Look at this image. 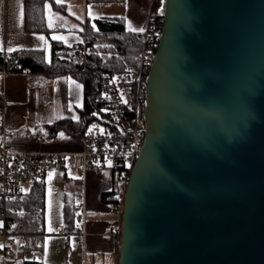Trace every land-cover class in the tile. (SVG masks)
<instances>
[{
  "label": "water",
  "instance_id": "1",
  "mask_svg": "<svg viewBox=\"0 0 264 264\" xmlns=\"http://www.w3.org/2000/svg\"><path fill=\"white\" fill-rule=\"evenodd\" d=\"M145 119L119 264H264V0H165Z\"/></svg>",
  "mask_w": 264,
  "mask_h": 264
},
{
  "label": "crops",
  "instance_id": "2",
  "mask_svg": "<svg viewBox=\"0 0 264 264\" xmlns=\"http://www.w3.org/2000/svg\"><path fill=\"white\" fill-rule=\"evenodd\" d=\"M55 1L66 5L68 14L61 13L62 15L75 19L76 16L73 15L72 10H82V5L87 2V0ZM153 1L97 2L109 7L97 8L99 10L95 11L93 17H90V10L87 8L83 13V30L87 20L122 17L130 31L140 32L134 29L143 28L144 31L140 33H145L149 25ZM49 8L54 10L52 6H47V17ZM21 11H23L22 17ZM75 14L81 15L77 12ZM68 28H66L68 31L71 30V27L68 26ZM59 30L61 28H54L53 32ZM53 32L49 39L43 33H31L26 30L24 0H3L0 3V53L14 52H9L8 48H13L15 51L41 49L46 51L49 58L51 40H58L52 37ZM73 81L81 87L76 88ZM0 94L3 95L4 100L3 111L0 113V138L6 139L10 150L72 153L83 149L82 138H74L63 130L51 134L48 129L60 120L77 121L80 118V109L85 101L84 85L73 76L50 79L46 76L30 77L26 73L0 72ZM60 133H63V137ZM32 186L33 183H24L23 193H29ZM45 187L46 236L58 232V235L65 237L66 250L70 255L66 258V262L68 264H119L117 237L110 234V226L118 222V215L114 207L103 200L105 193H111L117 188L115 174L111 170L102 174L84 173L81 169L72 166L71 158H69L63 170L48 174ZM84 194L88 210V235L85 242L81 236L74 233V230L69 231L65 222L67 200L76 208L81 204ZM49 213L56 218L62 216L59 229H53L51 221L47 219ZM60 232L64 234L61 235ZM68 233L71 235L67 236ZM13 246L17 248L15 243ZM33 257L43 258L37 253L27 255L28 259ZM25 260L16 262L14 258L11 261H2L0 264H23Z\"/></svg>",
  "mask_w": 264,
  "mask_h": 264
},
{
  "label": "trees",
  "instance_id": "3",
  "mask_svg": "<svg viewBox=\"0 0 264 264\" xmlns=\"http://www.w3.org/2000/svg\"><path fill=\"white\" fill-rule=\"evenodd\" d=\"M124 1L87 0V3ZM24 5L26 30L31 33H43L49 39L53 29L48 25L47 6H52L55 11L62 14H68L66 5L55 0H24ZM153 9L158 11L154 21L163 29L164 4H155ZM85 30L88 58L86 65L82 58L76 56V53L82 49L83 43L71 48L61 40H51L50 59L46 51L41 49H19L8 54L0 53V72L15 74L26 71L30 77L46 76L50 79L73 76L83 83L85 101L80 109L79 120H60L48 127L51 134L63 130L74 138L84 137L91 124L100 117L106 116V104L100 100L98 72L100 70L124 72L129 67L135 66L142 56L145 45L144 33L130 31L122 17L87 20ZM3 107V95L0 94V113ZM116 194V190L105 193L103 200L110 203L115 212H118L122 203ZM45 198V182H34L29 193H22L10 201H4L0 197V225L7 223L9 240L12 245L16 244V252L26 255L37 253L43 257L46 237ZM12 207H16L18 211L13 212ZM75 219L74 205L67 200L65 222L69 231L75 229ZM120 237L117 236L118 251H120ZM23 264H45V262L43 258L33 257L26 259Z\"/></svg>",
  "mask_w": 264,
  "mask_h": 264
},
{
  "label": "built area",
  "instance_id": "4",
  "mask_svg": "<svg viewBox=\"0 0 264 264\" xmlns=\"http://www.w3.org/2000/svg\"><path fill=\"white\" fill-rule=\"evenodd\" d=\"M164 3L165 0H154L153 6ZM153 6L149 25L144 33L145 45L139 62L121 73L105 70L98 72L100 100L106 104V116L100 117L89 126L82 137L84 142L82 150L72 153L14 152L9 149L6 139L0 138V197L4 201H10L22 194L23 184L26 182H45L49 173L63 170L71 158L72 166L84 173L102 174L111 170L115 174L116 196L122 205L117 212L118 222L110 226V234L115 237L121 236L122 206L126 187L146 140L147 82L162 34L160 25L154 21L158 11H155ZM83 34V46L76 56L82 58L86 65L88 58L85 26ZM85 199L84 194L81 204L74 208L76 214L74 233L81 236L84 242L88 235V210ZM11 210L18 211L16 207H12ZM6 225L4 222L0 227V245H3L0 247V262L11 261L16 255ZM59 234L63 235L64 232ZM68 248L70 249V245Z\"/></svg>",
  "mask_w": 264,
  "mask_h": 264
},
{
  "label": "rangeland",
  "instance_id": "5",
  "mask_svg": "<svg viewBox=\"0 0 264 264\" xmlns=\"http://www.w3.org/2000/svg\"><path fill=\"white\" fill-rule=\"evenodd\" d=\"M103 6L109 7L104 3H87L84 2L82 5V10L80 9H73L72 13L76 16V19L70 16H64L59 11H54L51 8L48 9V25L51 28H61L59 31H54L52 37L54 39H58L63 41L68 47H74L76 44L84 42V34H83V22L84 16L83 13L87 8L90 10V17H93L97 8H104ZM102 10V9H100ZM82 11V12H81ZM78 13L77 16L75 13ZM105 13V12H104ZM105 15V14H104ZM71 27V30H67L66 27ZM50 59V57L48 58ZM54 202V201H53ZM52 202V203H53ZM48 221H51L53 229H59L60 225L59 222L62 220V216L56 218V216H52V213H49L47 217ZM57 226V227H56ZM58 231V230H56ZM70 257L68 251L66 250L65 246V237L58 235V232L54 234H48L45 238V251L43 255V260L45 264H68L66 262V258ZM27 258V255L22 252H16L15 261L21 262Z\"/></svg>",
  "mask_w": 264,
  "mask_h": 264
},
{
  "label": "snow or ice",
  "instance_id": "6",
  "mask_svg": "<svg viewBox=\"0 0 264 264\" xmlns=\"http://www.w3.org/2000/svg\"><path fill=\"white\" fill-rule=\"evenodd\" d=\"M2 2H3V0H0V3H2ZM22 16H23V11H21V17H22ZM93 27H94V25H93ZM134 30H138V31H140V32H143V31H144L143 28L134 29ZM41 39H43V37H41ZM7 50H8L9 52L15 51V49H13V48H8ZM72 83L75 84L74 81H73ZM75 87H76V88H80L81 86H80L79 84H75ZM60 136L63 137V133H60ZM0 226H2V225H0ZM77 226H79V224H78ZM13 227H15V226H13ZM0 247H3V245H0Z\"/></svg>",
  "mask_w": 264,
  "mask_h": 264
}]
</instances>
